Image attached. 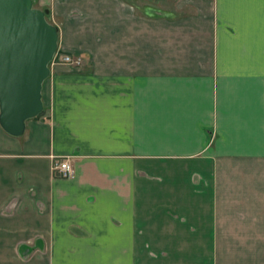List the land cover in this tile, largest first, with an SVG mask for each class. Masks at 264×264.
Masks as SVG:
<instances>
[{"label":"crops","instance_id":"obj_1","mask_svg":"<svg viewBox=\"0 0 264 264\" xmlns=\"http://www.w3.org/2000/svg\"><path fill=\"white\" fill-rule=\"evenodd\" d=\"M135 1L32 0L83 63L0 126V264H264V0Z\"/></svg>","mask_w":264,"mask_h":264},{"label":"water","instance_id":"obj_2","mask_svg":"<svg viewBox=\"0 0 264 264\" xmlns=\"http://www.w3.org/2000/svg\"><path fill=\"white\" fill-rule=\"evenodd\" d=\"M58 31L32 0H0V126L19 137L43 111L41 90Z\"/></svg>","mask_w":264,"mask_h":264},{"label":"built area","instance_id":"obj_3","mask_svg":"<svg viewBox=\"0 0 264 264\" xmlns=\"http://www.w3.org/2000/svg\"><path fill=\"white\" fill-rule=\"evenodd\" d=\"M51 63L53 65L59 64L79 68L83 63V59L80 56H72L62 53L59 56L58 54H55ZM52 170L56 176L61 179H71L74 175L73 166L68 158H62L54 162Z\"/></svg>","mask_w":264,"mask_h":264},{"label":"rangeland","instance_id":"obj_4","mask_svg":"<svg viewBox=\"0 0 264 264\" xmlns=\"http://www.w3.org/2000/svg\"><path fill=\"white\" fill-rule=\"evenodd\" d=\"M135 2H136V5L138 6V8H140V10H142L145 4H143V3L140 2L139 0H136ZM166 3H167V6H168L169 8H173V7H174V2H172L171 0H167ZM156 10H158V11H156ZM156 10L153 11V15H154V16H164V13L159 12V11H160L159 9H156ZM62 53H64V52H63L61 49H59V47H57V53H56V54H58V56H59V55H61ZM65 54H68V53H65ZM69 55H72V54H69ZM72 56H76V55H72ZM78 56H79V55H78ZM80 57H81V56H80ZM81 58H82V57H81ZM82 59H83V58H82ZM56 63H57V62H56ZM55 65H59V64H55ZM51 66H53L52 63H50L49 67H51ZM44 110H45V109H44Z\"/></svg>","mask_w":264,"mask_h":264},{"label":"trees","instance_id":"obj_5","mask_svg":"<svg viewBox=\"0 0 264 264\" xmlns=\"http://www.w3.org/2000/svg\"><path fill=\"white\" fill-rule=\"evenodd\" d=\"M45 12V16H46V18H47V15H48V13H47V11H44ZM40 115H38L37 117H35V118H38Z\"/></svg>","mask_w":264,"mask_h":264}]
</instances>
